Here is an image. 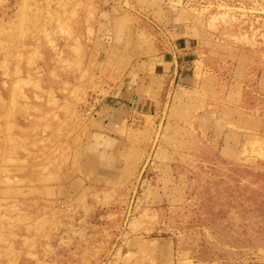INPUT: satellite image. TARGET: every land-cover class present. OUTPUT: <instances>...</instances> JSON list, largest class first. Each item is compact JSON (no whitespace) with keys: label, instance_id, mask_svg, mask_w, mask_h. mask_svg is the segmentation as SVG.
Returning <instances> with one entry per match:
<instances>
[{"label":"rangeland","instance_id":"obj_1","mask_svg":"<svg viewBox=\"0 0 264 264\" xmlns=\"http://www.w3.org/2000/svg\"><path fill=\"white\" fill-rule=\"evenodd\" d=\"M0 264H264V0H0Z\"/></svg>","mask_w":264,"mask_h":264},{"label":"crops","instance_id":"obj_2","mask_svg":"<svg viewBox=\"0 0 264 264\" xmlns=\"http://www.w3.org/2000/svg\"><path fill=\"white\" fill-rule=\"evenodd\" d=\"M175 44L177 51L159 53V57L149 60L143 68L145 73L137 84H130L123 88L119 99L114 103L103 105L97 112L96 122L100 126L99 135L106 144H112L114 135L125 127L131 118L152 115L159 100L157 97L158 84L153 80L166 77L169 81L180 82L184 80L181 69V50L194 47V39L186 37ZM180 50V51H179ZM158 55V54H157ZM147 79V81H146Z\"/></svg>","mask_w":264,"mask_h":264}]
</instances>
